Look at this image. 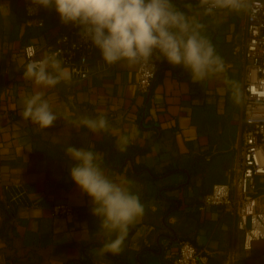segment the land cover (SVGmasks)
<instances>
[{
	"label": "crops",
	"instance_id": "crops-1",
	"mask_svg": "<svg viewBox=\"0 0 264 264\" xmlns=\"http://www.w3.org/2000/svg\"><path fill=\"white\" fill-rule=\"evenodd\" d=\"M31 0H0V264H170L182 239L190 240L209 257V264H264V239L242 249L235 218L222 208L201 209L202 196L214 183L228 181V168L239 147L241 129V60L232 49L243 35L247 0L240 11L217 10L206 15L193 9L202 35L221 58L224 71L194 82L182 67L155 59L158 72L150 91L136 89L137 64L109 65L95 47L88 61L90 75L69 77L68 91L37 87L23 77L27 65L22 46L31 43L41 57L71 24H63L54 8H43L42 27L25 19L23 6ZM178 6L181 0H174ZM197 0H194V3ZM43 91L57 120L42 129L22 118L25 98ZM77 110L105 114L109 124L134 135L128 146L144 147L122 167L104 164L102 143L117 137L94 133L77 125ZM156 138V140H155ZM72 145L102 156L111 178L132 181L144 205V215L130 226L119 254L100 249L108 237L91 213V200L68 178L74 161ZM132 165L158 174H135ZM24 193L23 203H7V189ZM55 203L73 209L69 217H53Z\"/></svg>",
	"mask_w": 264,
	"mask_h": 264
},
{
	"label": "clouds",
	"instance_id": "clouds-1",
	"mask_svg": "<svg viewBox=\"0 0 264 264\" xmlns=\"http://www.w3.org/2000/svg\"><path fill=\"white\" fill-rule=\"evenodd\" d=\"M42 8H54L61 23L82 29L102 60L109 64L126 62L130 65L166 60L171 66H182L194 82L224 71L223 61L212 44L202 35L201 25L193 15L199 8L204 14L217 10L240 11L244 0H31ZM23 77L37 87H56L69 77L60 59V52L31 60ZM22 118L42 129L57 120L43 91L25 98ZM94 133L110 132L117 137L120 151H126L134 133L113 128L105 114L96 117L81 115L75 121ZM66 153L74 161L68 178L91 200V213L99 221L100 231L108 237L101 254H119L123 250L130 226L144 215L145 208L132 181L111 178L102 167V156L92 150L72 145Z\"/></svg>",
	"mask_w": 264,
	"mask_h": 264
},
{
	"label": "built area",
	"instance_id": "built-area-1",
	"mask_svg": "<svg viewBox=\"0 0 264 264\" xmlns=\"http://www.w3.org/2000/svg\"><path fill=\"white\" fill-rule=\"evenodd\" d=\"M4 10L5 7L0 5V11ZM42 10L32 2L23 6L25 19L36 27L43 26ZM52 50L60 52V59L71 77L79 81L89 77L88 61L93 57L95 47L80 27L71 24L41 57L37 56L33 44L22 46L27 64ZM232 53L241 60L239 147L228 168V181L214 183L202 196L200 208H222L232 215L235 229L242 233V249L250 250L253 242L264 239V0H247L243 35L234 44ZM152 62L137 64L136 89L139 94H148L156 78L159 65L155 60ZM51 214L69 217L73 209L65 203H55ZM170 264H209V257L190 240L182 239Z\"/></svg>",
	"mask_w": 264,
	"mask_h": 264
},
{
	"label": "trees",
	"instance_id": "trees-1",
	"mask_svg": "<svg viewBox=\"0 0 264 264\" xmlns=\"http://www.w3.org/2000/svg\"><path fill=\"white\" fill-rule=\"evenodd\" d=\"M156 140V138H155ZM153 143H147L144 147H130L127 146L126 151H120L117 144L113 143L110 139H106L102 143V147L106 154L104 164L111 167L120 168L126 159L131 155L145 154L150 150ZM129 161V159H128ZM132 170L135 174L147 173L153 180H158L159 176L154 171L138 165H132ZM24 193L21 189L9 188L7 190V203L13 207L19 206L23 203ZM82 264H92L90 260H85Z\"/></svg>",
	"mask_w": 264,
	"mask_h": 264
},
{
	"label": "water",
	"instance_id": "water-1",
	"mask_svg": "<svg viewBox=\"0 0 264 264\" xmlns=\"http://www.w3.org/2000/svg\"><path fill=\"white\" fill-rule=\"evenodd\" d=\"M59 91L67 96V97H70L72 96V93L68 91V88L70 87V83L69 82H65V81H61L58 85H57ZM77 114H78V117L81 116V115H87L85 114L83 111H80V110H77ZM90 117H96V115H88Z\"/></svg>",
	"mask_w": 264,
	"mask_h": 264
}]
</instances>
